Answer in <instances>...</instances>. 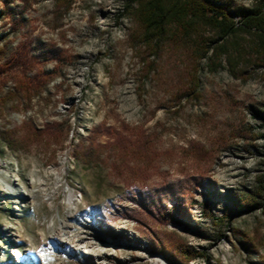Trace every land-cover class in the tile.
<instances>
[{"label": "rangeland", "instance_id": "rangeland-1", "mask_svg": "<svg viewBox=\"0 0 264 264\" xmlns=\"http://www.w3.org/2000/svg\"><path fill=\"white\" fill-rule=\"evenodd\" d=\"M124 5L76 0L65 10L56 0H0V98L37 71L51 77L31 102L21 94L0 106V136L16 132L19 141L12 149L0 139L1 177L24 193L11 196L0 183V264H21L18 255L41 264L36 254L44 249L46 264H175L151 252L154 233L206 254L189 264H261L264 211L235 204L264 179V139H255L264 135V67L251 62L245 79L234 78L225 61L216 73L200 71L188 50L174 46L146 77L154 59L137 45L139 27L122 16ZM20 56L34 70L17 64ZM197 78L196 99L187 94ZM67 122L71 130L60 139L22 143L27 123L43 130ZM141 134L152 142L151 164L106 149L92 164L73 154L79 144L131 143ZM197 145L206 153L196 155ZM178 203L180 223L158 216ZM206 205L226 221L202 217ZM238 232L259 253L248 252Z\"/></svg>", "mask_w": 264, "mask_h": 264}, {"label": "trees", "instance_id": "trees-1", "mask_svg": "<svg viewBox=\"0 0 264 264\" xmlns=\"http://www.w3.org/2000/svg\"><path fill=\"white\" fill-rule=\"evenodd\" d=\"M75 1L56 0V5L69 10ZM122 16L136 21L139 27L136 33L137 45L143 53L154 59L147 63L146 77L155 70L161 54L168 47L174 46L188 50L192 63L201 64L200 71L216 73L224 69L225 61L234 78L245 79L251 62L257 68L264 67V0H255L249 9L233 8L230 4H220L215 0H125ZM207 33L211 36H207ZM17 64L24 65L30 71L34 70L30 65L32 60L29 61L27 57L20 56ZM50 79V74L44 71H37L30 77L25 76L13 92L0 98V106L16 101L21 94H25L26 100L31 102L33 97L46 88ZM187 95L196 99L201 97L198 78ZM27 126L29 132L25 134V141L22 143H29L30 139H43L44 136L60 139L71 130L69 122L47 125L43 130L28 123ZM15 134L16 132L6 130L1 133L0 139L13 149L12 143H19L14 140ZM255 139H264V135L258 134ZM116 147L119 149H115ZM194 148L198 156L206 153L198 145ZM105 149L119 152L123 157L144 164L153 162L155 156L152 142L144 134L131 143L122 140L109 146L92 144L89 147L79 144L74 148L73 154L79 162L92 164ZM259 181L260 184L254 191L237 196L235 205L240 211H264V179L260 177ZM206 206L209 210L203 209L202 217L211 219L216 225L226 221V218L215 217L210 206ZM183 208V204L178 203L170 209L159 210L157 214L165 222L180 223L175 214L180 213ZM239 233L243 236L240 244L248 252L259 253L254 240L245 233ZM151 252L175 264H189L193 260L206 257V254L198 252L181 237L170 233H154L151 238ZM261 264H264V258L261 259Z\"/></svg>", "mask_w": 264, "mask_h": 264}, {"label": "bare ground", "instance_id": "bare-ground-1", "mask_svg": "<svg viewBox=\"0 0 264 264\" xmlns=\"http://www.w3.org/2000/svg\"><path fill=\"white\" fill-rule=\"evenodd\" d=\"M1 176H2V173L0 172V183L3 185V187L5 188V190L9 193V195L14 196V197H16V196L19 197V195H24L23 192H20L13 185L5 184L4 183L5 182L4 181V178H2ZM69 235L70 234L68 232H66V230H65L64 231V234L61 235V236H59L58 241L60 243H62V244L67 243ZM6 236H8V238L11 240V236H12L11 230H8V233H7ZM45 251H46V249H44L41 252V255H37L36 254V257L39 258L41 264H46V256L44 255L45 254ZM15 254H16V252H15ZM18 256H19V259L22 260V262H23V257H21V255H18ZM155 261H156L157 264H159L160 262H161V264H165V261L160 260V259H155Z\"/></svg>", "mask_w": 264, "mask_h": 264}]
</instances>
